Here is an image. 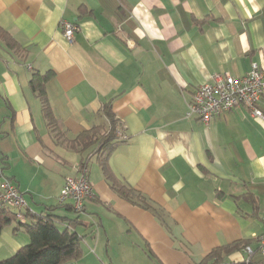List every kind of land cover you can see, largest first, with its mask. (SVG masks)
<instances>
[{
    "label": "crops",
    "instance_id": "crops-1",
    "mask_svg": "<svg viewBox=\"0 0 264 264\" xmlns=\"http://www.w3.org/2000/svg\"><path fill=\"white\" fill-rule=\"evenodd\" d=\"M62 20L77 26L71 42ZM0 29V185L7 177L23 192L21 213L57 204L64 179L90 151L57 141L47 126L29 85L47 70L45 93L63 137L105 126L110 102L125 142L108 166L162 210L158 218L116 195L89 157L92 195L83 210H56L81 222L76 264H115L136 249L157 264H195L237 240L253 253H223L220 264H264L256 243L264 120L245 106L208 123L185 116L197 86L215 74L243 75L262 59L264 0H0ZM16 224L0 232V259L29 241Z\"/></svg>",
    "mask_w": 264,
    "mask_h": 264
},
{
    "label": "trees",
    "instance_id": "trees-1",
    "mask_svg": "<svg viewBox=\"0 0 264 264\" xmlns=\"http://www.w3.org/2000/svg\"><path fill=\"white\" fill-rule=\"evenodd\" d=\"M0 35L5 36L7 34L0 29ZM9 41V46H13V40L9 38ZM52 76V70L43 73L34 72L30 77L29 85L40 100L42 115L54 138L57 141L68 142L72 148L76 146L82 152L90 149L88 156L78 163V169L86 167L88 158L95 156L110 189L116 195L151 210L158 218H161L163 214L160 208L138 190L120 182L108 166L107 160L110 154L116 147L125 142V138H121L118 136V132L116 133V127L120 123L112 112L110 102L103 103L101 110V113L108 120L106 131L99 134L102 125H94L67 141L63 137L62 126L59 120L54 117L45 93V84ZM0 163L4 164L3 159ZM64 205L73 209L71 203L58 202L54 205H46L41 212L26 210L22 216L27 218V221L20 223L16 219L18 212L0 203V232L6 225L16 221L14 231L23 229L29 237V241L19 247L12 255L0 259V264H76L82 253L83 235H80L76 230L81 222L76 218L59 215L56 212L59 207ZM247 245L249 242L246 240H237L230 244L221 245L212 249L195 264H220L223 253L228 254Z\"/></svg>",
    "mask_w": 264,
    "mask_h": 264
},
{
    "label": "built area",
    "instance_id": "built-area-1",
    "mask_svg": "<svg viewBox=\"0 0 264 264\" xmlns=\"http://www.w3.org/2000/svg\"><path fill=\"white\" fill-rule=\"evenodd\" d=\"M60 27L64 37L68 41L73 40L77 30L75 23L62 20ZM262 59L252 62L249 71L240 76L228 73L215 74L210 82L200 84L191 93L186 101V117L195 116L203 123L227 113L237 107L245 106L251 115L264 120V111L260 103L264 102V48ZM0 203L18 212V218L22 219L21 209L26 206L23 192L15 183L4 177L0 185ZM92 195V184L88 179L86 167L77 168L75 176H67L61 187L57 200L60 203L70 202L75 211H82L85 200ZM261 221L263 232L257 236V250L264 257V206L262 207ZM244 252L250 256L253 248L247 245ZM249 261V257L246 262Z\"/></svg>",
    "mask_w": 264,
    "mask_h": 264
},
{
    "label": "rangeland",
    "instance_id": "rangeland-1",
    "mask_svg": "<svg viewBox=\"0 0 264 264\" xmlns=\"http://www.w3.org/2000/svg\"><path fill=\"white\" fill-rule=\"evenodd\" d=\"M120 124L116 127V133L120 130ZM108 129V123L105 126H101V129L99 131V134L101 132L106 131ZM90 164H93V166H97L95 163V159L92 158L90 160ZM141 249H136L133 254L129 253L122 257H117V263L115 264H157L156 260L149 256L147 253L143 251H140ZM148 250V249H147ZM149 251V250H148Z\"/></svg>",
    "mask_w": 264,
    "mask_h": 264
}]
</instances>
